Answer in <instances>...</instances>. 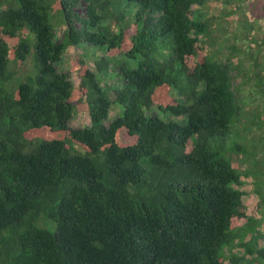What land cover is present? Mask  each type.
Listing matches in <instances>:
<instances>
[{"label": "trees", "instance_id": "16d2710c", "mask_svg": "<svg viewBox=\"0 0 264 264\" xmlns=\"http://www.w3.org/2000/svg\"><path fill=\"white\" fill-rule=\"evenodd\" d=\"M207 4L0 0V264H264V158L256 174L234 160L264 149L228 142L241 72L205 53ZM70 47L78 87L58 69ZM83 112L92 126L73 128Z\"/></svg>", "mask_w": 264, "mask_h": 264}, {"label": "rangeland", "instance_id": "374dc122", "mask_svg": "<svg viewBox=\"0 0 264 264\" xmlns=\"http://www.w3.org/2000/svg\"><path fill=\"white\" fill-rule=\"evenodd\" d=\"M204 9L202 17L211 20L210 26L214 33L212 39L202 37L205 53L207 55L217 53L219 60L232 57L238 66L239 72H241L238 75V85L243 90L242 99L243 104L245 103L246 105L245 119L241 124L230 127L227 136L228 142L239 144L245 150L252 151V145L260 146L264 149L262 146L264 143V125H261L262 122L264 123V97L262 95L260 97L256 92L257 88H261L259 85L261 80L257 77L258 73L264 77V53L260 52L264 50V0H208V4ZM225 14H229L228 17L213 19L217 15ZM241 19L245 22L244 26L239 28ZM66 28V25H61L58 28V40L62 41L64 39ZM235 44L238 47V55H234L235 51H230V48ZM89 51L91 54L93 53V51ZM79 54L80 52L76 48L70 47L63 61L58 66L61 72L70 74L76 87L81 84V77L79 72L74 71L73 62ZM86 62L91 70L95 71L94 61L90 59L86 60ZM130 65L134 68L136 67V62L130 61ZM29 68V65L28 67H22L21 75L28 73ZM118 83L117 79L108 82L109 85H117ZM120 116H122V108L116 104L112 107L109 121L106 124L109 125L110 122ZM71 126L75 129L90 128L92 123L89 114L83 112L75 116ZM263 158L264 154L261 151L255 160L251 162L246 161V158L241 155L234 156L235 162L242 164V170L252 171L254 169L255 174L262 172L258 166H260ZM260 178H262L261 175L255 177L253 175L250 177L244 176V186L242 187L247 193L244 198V204L247 206L249 214L256 219L263 217L259 207L260 198L255 192V181ZM262 231L264 232V226ZM260 245L264 246V237L260 241ZM235 252L241 255L245 254V250L242 248H235ZM227 264L230 263L227 262Z\"/></svg>", "mask_w": 264, "mask_h": 264}]
</instances>
